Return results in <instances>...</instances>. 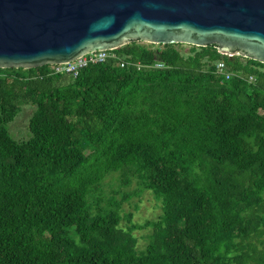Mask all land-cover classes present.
Here are the masks:
<instances>
[{
    "label": "trees",
    "instance_id": "16d2710c",
    "mask_svg": "<svg viewBox=\"0 0 264 264\" xmlns=\"http://www.w3.org/2000/svg\"><path fill=\"white\" fill-rule=\"evenodd\" d=\"M178 45L132 41L76 75L0 68V264H264V63ZM146 191L161 213L133 223Z\"/></svg>",
    "mask_w": 264,
    "mask_h": 264
},
{
    "label": "water",
    "instance_id": "95a60500",
    "mask_svg": "<svg viewBox=\"0 0 264 264\" xmlns=\"http://www.w3.org/2000/svg\"><path fill=\"white\" fill-rule=\"evenodd\" d=\"M138 40L215 45L264 63V0H0V68L61 64Z\"/></svg>",
    "mask_w": 264,
    "mask_h": 264
},
{
    "label": "rangeland",
    "instance_id": "374dc122",
    "mask_svg": "<svg viewBox=\"0 0 264 264\" xmlns=\"http://www.w3.org/2000/svg\"><path fill=\"white\" fill-rule=\"evenodd\" d=\"M140 44L151 46L153 43H148L145 41H136ZM178 48L182 51H186L190 48V45L179 43ZM21 111L18 113L16 118L8 124V130L11 136L17 140L23 139L30 136L28 131V119L32 112V108L28 105H23ZM118 175L116 173L109 175L105 179L104 189L107 194L111 192V189H119L117 182ZM135 187L134 183L126 188H120L124 192H131ZM120 195H117L119 198ZM128 213H132L133 223H143L146 220H151L157 218L161 213V202L156 199L150 192L146 191L139 197H133L129 202H126L122 206L121 214L123 216ZM126 222L123 221V224ZM134 235L137 237V248L143 249L147 243V236L151 233V228H143L134 230Z\"/></svg>",
    "mask_w": 264,
    "mask_h": 264
},
{
    "label": "built area",
    "instance_id": "2783aa9c",
    "mask_svg": "<svg viewBox=\"0 0 264 264\" xmlns=\"http://www.w3.org/2000/svg\"><path fill=\"white\" fill-rule=\"evenodd\" d=\"M114 49H107V50H95V51H90L86 54L78 56L76 59L70 61V62H65L61 64H54L50 65L51 69L54 72H66V73H73L76 75L77 71L89 63H99L105 61L109 57H115V54L112 52ZM119 64L121 67H123L126 62L124 60H119ZM156 66H162L161 64L157 63ZM217 69L222 71L224 70V63L222 61H219L217 63ZM229 73H227L225 76L226 78L229 77ZM251 79V77H250Z\"/></svg>",
    "mask_w": 264,
    "mask_h": 264
},
{
    "label": "flooded vegetation",
    "instance_id": "af4514ba",
    "mask_svg": "<svg viewBox=\"0 0 264 264\" xmlns=\"http://www.w3.org/2000/svg\"><path fill=\"white\" fill-rule=\"evenodd\" d=\"M216 47V46H215ZM239 56H241V55H239Z\"/></svg>",
    "mask_w": 264,
    "mask_h": 264
}]
</instances>
